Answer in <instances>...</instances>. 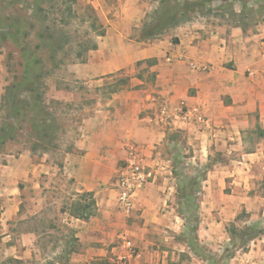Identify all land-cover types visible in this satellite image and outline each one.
<instances>
[{
	"label": "crops",
	"instance_id": "0c3cea01",
	"mask_svg": "<svg viewBox=\"0 0 264 264\" xmlns=\"http://www.w3.org/2000/svg\"><path fill=\"white\" fill-rule=\"evenodd\" d=\"M90 1L100 8L105 33L86 60L74 64L75 75L104 81L127 70L130 84L98 103L63 156L64 175L79 190L94 193L97 209L88 219L75 218L82 247L56 264H98L102 258L116 264H172L183 255L179 264H218L224 256L221 233L226 231L225 241L233 237L217 210H232V221L243 207L254 209L252 220L256 209L264 211L258 190L264 181V18L253 26L233 27L227 36L188 22L162 37L144 39L137 32L146 0H116L115 7L107 0ZM138 64L149 68L150 80ZM130 142L141 148L152 177L127 215L118 206L113 181ZM48 157L30 150L0 153L4 222L20 215L21 205H27L24 194L29 209L41 206L43 180L49 184L58 166ZM180 158L198 168L191 174L177 172L174 163ZM181 178L192 185L174 183ZM33 188L40 197L29 196ZM178 208H195L197 214L179 216L174 213ZM163 224L173 231L162 234ZM191 224H196L194 233H189ZM121 232L133 235V255H123ZM31 235L23 233L25 240ZM162 239L170 241L165 249L158 242ZM261 240L264 234L252 235L247 252L226 258L230 264H264Z\"/></svg>",
	"mask_w": 264,
	"mask_h": 264
},
{
	"label": "rangeland",
	"instance_id": "374dc122",
	"mask_svg": "<svg viewBox=\"0 0 264 264\" xmlns=\"http://www.w3.org/2000/svg\"><path fill=\"white\" fill-rule=\"evenodd\" d=\"M107 1L110 6H116V0ZM146 1L147 13L137 36L144 30L151 29L161 20L164 13H169L167 11L175 6L181 11L177 20L163 24L164 34L176 27L177 23L179 25L200 22L209 31L221 30L222 34L227 36L233 27L253 26L264 18V0ZM188 2L196 3L193 6H186ZM38 7L41 11L36 15ZM91 8H94L95 13ZM99 12L100 8L97 9L90 0H0V134L6 122H12L16 126L14 138L7 139L2 153L18 155L26 150L32 151L31 146L35 144L33 154L42 156L47 152L50 154L48 158L53 159L58 165L55 166V175L49 184L48 179L43 180L45 189L42 192L40 207L32 206L29 209L26 199L28 196L24 194V202L27 205H21L20 215L4 222L1 219L3 200L0 196V264H40L45 260H53L56 264L64 262L70 254L82 247L78 239L75 240L78 221L74 214L79 204H89L92 200L86 199L83 196L84 191L79 190L73 180L64 175L62 159L67 151L72 150L84 120L100 101L106 100L113 92L130 84L131 74L127 70L116 72L107 75L104 81L76 77L74 64L86 60L89 51L93 50L89 48L96 43L98 45L100 25L106 27L98 15ZM93 22L98 29L92 26ZM3 32L7 34L5 37H2ZM39 32L50 33L54 37L50 40L40 39ZM24 59L29 62L38 60L30 63L27 68L30 79H34L35 75H39V78L35 79L36 83L30 84L34 87L33 91L17 90L20 93L19 100L22 101L18 105L21 107L23 103L29 105L24 106V115L12 117L7 96L12 86L24 76L22 65ZM142 67L143 64H138L137 70H141L140 72L146 74L150 80L152 74L149 68ZM32 126H35L37 132L31 134L29 128ZM42 126L46 130V135L43 137L40 129ZM174 165L177 172L182 174H191L192 170L198 168L184 158L178 159ZM189 180L187 178L185 183L189 184ZM174 183L180 185L178 179L174 180ZM222 183L227 188L225 190H230L229 185ZM21 187H24L23 184ZM258 190L260 197H264V181L259 183ZM29 196L35 199L40 197L34 192V188ZM196 197L200 196L196 195ZM169 209L162 211L166 213ZM253 210L243 207L234 221L230 219L234 214L232 210H217V216L223 218L226 229L230 230L233 237L231 241H225L226 231L222 229L223 237L220 239L224 256L218 264H230L229 258H226L229 255H237L240 258L239 255L247 252L252 246L250 241L252 235L259 237L264 234L263 208L255 210L258 216L252 220ZM193 211L197 214L195 209ZM189 212L188 209L182 208L174 210L179 216H187ZM253 222H255L254 226ZM195 225L191 224L190 227ZM162 226L164 228L162 234L173 231L166 224ZM250 227L252 229L249 230ZM181 230L182 226L180 232ZM28 231H32L34 235L25 240L23 233ZM125 233L137 250L133 235ZM7 234L10 236L6 237ZM158 242L163 249L170 244L166 239ZM257 242L261 247L264 245L263 240ZM180 248L179 252L185 254L182 246ZM121 250L123 255L128 253L125 247ZM180 258L179 261L173 259L172 264H179L185 256ZM97 263L116 264V262L110 263L108 258L98 259Z\"/></svg>",
	"mask_w": 264,
	"mask_h": 264
},
{
	"label": "trees",
	"instance_id": "16d2710c",
	"mask_svg": "<svg viewBox=\"0 0 264 264\" xmlns=\"http://www.w3.org/2000/svg\"><path fill=\"white\" fill-rule=\"evenodd\" d=\"M195 3L196 2H194V4L192 2H188V3H186V6H193V5H195ZM91 9L95 13L94 8H91ZM39 11H41L40 7L37 8V10L35 12L36 15L37 14L39 15ZM180 11H181L180 8H178L177 6L170 8L167 11L169 13H167V14L164 13V15H162L161 20L158 21V23H156L151 29L144 30L143 33L141 34V37L144 38V39H153V38H157V37L161 36L165 32V29L163 28V24H165L166 22L171 21V20H177V16L179 15ZM159 12L160 11H157V13H159ZM95 17H97V16H95ZM94 19H96V18H94ZM176 25H178V23ZM92 26L94 28L98 29V26L95 24V22L92 23ZM99 28H100V31L98 32V35L99 36L104 35V33H105L104 26L100 25ZM1 34H2V37H5V35H7L4 32L1 33ZM38 37L40 39L45 38V39L50 40L51 38L54 37V35L50 34V33L47 34V33L39 32ZM97 46L98 45L96 43L89 49H96ZM57 48H59V46ZM24 60L25 61L22 63L23 68H24V70H23L24 71V76L20 79V81H18L15 85L12 86V90L10 91V93L7 96L9 101H10V114H11L12 117H18V116H20L22 114L24 115V110H25L24 106H26V105L28 106L29 105V103H27V104L25 103V105L23 103L22 107L18 105V104L22 103V101L19 100V94L20 93H18L17 90L24 89V90L33 91L34 87L31 86L30 84L32 82H35V79L37 80L39 78V75H35L34 79H30L28 77L29 72H28V68H27L30 65V63H35L38 60H36V59L35 60H30V62L28 60H26V59H24ZM37 126H39V124ZM17 127H20V126L17 125ZM15 129H16V126L12 122L11 123L10 122H6L4 124L3 131L0 134V153L4 150V147L6 145L7 139H13L14 138ZM40 129H41V137L45 136L46 135V130H44V127L42 126V128H40ZM29 131H30L31 134L35 133V131H36L35 126L34 127L33 126L30 127ZM35 148H36V146H35V144H33L31 146V150L33 151V150H35ZM185 182L186 181L183 178L180 179V185L179 186H184V184H186ZM186 185L191 186L192 183L191 184H186ZM83 196L86 199L92 200V202H90L89 204H82V205L79 204L78 207H77V212H75L74 216L76 218L88 219L91 216L95 215L96 209H97L96 203H95V199H94V193L93 192H83ZM189 197H190V199L193 198L192 195H188V198ZM190 206H193L192 203H191ZM194 209L195 208H191V210L189 209V211L192 214H194V212H195V211H193ZM195 229H196V225L194 227H190V232L189 233H194ZM248 229L250 230V229H252V227H250ZM75 240H77V237L75 238ZM68 257H70V255ZM68 259L65 260V261H68ZM40 264H55V261H53V260H45V262H41Z\"/></svg>",
	"mask_w": 264,
	"mask_h": 264
},
{
	"label": "built area",
	"instance_id": "2783aa9c",
	"mask_svg": "<svg viewBox=\"0 0 264 264\" xmlns=\"http://www.w3.org/2000/svg\"><path fill=\"white\" fill-rule=\"evenodd\" d=\"M178 111L182 114L183 108L179 107ZM161 113H167V107H161ZM203 120V118H200ZM205 121V120H203ZM152 172L148 169L142 156L141 148L134 142L126 145V154L118 166L115 174L113 185L117 192V202L119 208L127 215L135 211V197L139 190L144 188L150 181ZM119 239L126 248L129 255L136 251L135 244L125 232L119 234Z\"/></svg>",
	"mask_w": 264,
	"mask_h": 264
}]
</instances>
